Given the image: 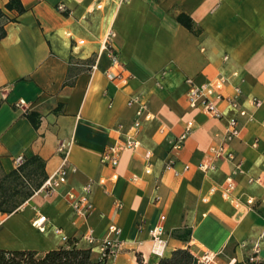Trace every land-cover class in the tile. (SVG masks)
Returning a JSON list of instances; mask_svg holds the SVG:
<instances>
[{"label": "crops", "instance_id": "0c3cea01", "mask_svg": "<svg viewBox=\"0 0 264 264\" xmlns=\"http://www.w3.org/2000/svg\"><path fill=\"white\" fill-rule=\"evenodd\" d=\"M7 1L0 8L15 19L0 39V164L8 172L17 157L36 154L48 176L61 163L56 147L63 142L69 171L51 195L35 192L0 214V249L43 253L65 246L64 235L80 239L89 230L97 239L111 237L108 227L115 225L119 251L106 264H156L176 248L197 257L230 249V264H249L252 256L264 264V0H21V14L7 10ZM180 13L197 33L177 21ZM109 29L126 82L107 75L116 70L101 48ZM219 75L229 78L224 95L240 88L246 115L230 143L235 160L202 171L198 165L211 161L210 148L238 113L225 100H217L219 118L190 107L186 79L201 85ZM134 96L151 114L136 135L140 146L123 150L114 167L102 164L101 151L134 119L136 105H127ZM252 98L260 103L251 105ZM26 111L39 114L36 128ZM187 122L192 131L172 148ZM87 184L92 210L81 219L64 193H81ZM38 214L46 216L44 231L31 223ZM160 216L162 256L151 251L149 234ZM91 251L97 259V247Z\"/></svg>", "mask_w": 264, "mask_h": 264}, {"label": "built area", "instance_id": "2783aa9c", "mask_svg": "<svg viewBox=\"0 0 264 264\" xmlns=\"http://www.w3.org/2000/svg\"><path fill=\"white\" fill-rule=\"evenodd\" d=\"M100 6V4L97 5V7ZM57 9L62 12L66 10L65 6L62 3L57 5ZM112 36V31L110 29L107 30L101 42V48L107 51V55L111 60V66L116 68L114 72H108L107 75L108 78L111 80L118 79L121 82H126L130 75L124 76L122 72L123 70L119 67L120 62L116 56V49L112 44ZM186 82L189 85L186 91V98L190 107L200 109L210 117L219 118L222 116V113L218 108L217 100H225L232 107L236 108L238 113V115L231 117L228 120L226 131L222 140L217 142L210 148L212 158L211 161L208 163H200L198 165V168H200L202 171L214 170L217 166V161L220 159L234 161L236 155L231 150L230 143L239 134V117L246 115L245 109H243L240 106V103L238 102V96L241 93L240 88L238 86L234 87L233 96L224 95L223 88L226 84H228L229 78L223 75H219L213 80L201 85L194 84L190 78H187ZM249 103L251 105H258L260 103V100L257 98H252L249 100ZM127 105H136L134 119L130 127L123 134L122 137H119L116 141L109 143L101 151L100 162L102 164L114 167L118 163L119 155L123 150L134 149L140 146V141L137 139L136 135L138 133L142 120L151 118V114L147 111L145 103L137 96L129 98L127 100ZM16 106L21 107L22 103H18ZM121 128L122 127L119 126L117 131H120ZM192 129V123L187 122L183 131L172 141V148H179L183 144L186 136L192 131ZM68 149L69 144L67 143L60 142L57 145L56 152L60 155L61 163L50 175L46 177V179L43 181V183L36 192L41 191L45 195H51L66 182L67 174L69 171V168L67 166ZM145 156L148 158L149 153H146ZM22 160L23 159L21 157H17L15 159L16 165L20 164ZM240 169L241 161H235L234 171H240ZM144 172H150L149 164L145 166ZM114 177L115 176H113V178ZM103 182L104 179L99 180V183ZM231 187V179L229 178L227 180V185L221 191L224 197H229V190L231 189ZM89 191L90 185L87 184L83 187L81 193H77L73 189H68L64 193L67 203L69 204L73 214L77 218L85 219L92 210V205L88 198ZM247 202L248 204H252V198L248 199ZM115 204L117 208L121 207L120 202L117 201ZM163 219L164 216H160L159 221L149 230L152 242L151 251L158 256H162L165 247V240L163 238L164 229L162 225ZM45 221L46 216L38 214L37 217L33 219L31 223L37 230L44 231ZM108 231L112 234L111 237L106 236L97 239L92 235L91 231L88 230L82 234L80 239H76V243L79 245L80 240H82L86 243V247L90 248L91 250H93L94 247H97L99 258L107 259L110 256L116 255L119 251L120 243L118 240V235L120 234L121 230L115 225H109ZM62 239L64 241H67L68 237L64 235ZM254 248L255 253V245ZM197 258L198 264H210V261L212 260L213 256L208 253H204L203 255ZM249 260L251 262L255 261L256 257L252 256L249 258Z\"/></svg>", "mask_w": 264, "mask_h": 264}, {"label": "trees", "instance_id": "16d2710c", "mask_svg": "<svg viewBox=\"0 0 264 264\" xmlns=\"http://www.w3.org/2000/svg\"><path fill=\"white\" fill-rule=\"evenodd\" d=\"M5 8L15 11L16 14L25 11L21 0H8ZM14 19L15 17H9L0 8V39L6 34L5 24ZM176 19L187 29L198 32L188 15L180 13ZM23 115L35 128L38 126L39 114L37 112L26 111ZM44 167V160L36 154L23 157L22 162L8 172L4 171L0 164V213L9 214L16 211L39 189L47 177ZM91 252L90 248L79 246L76 239L70 238L65 246L43 253L35 250L0 249V264H106V259L91 258ZM139 263L142 264L140 259ZM156 264H198V258L187 248H176L169 256L160 257Z\"/></svg>", "mask_w": 264, "mask_h": 264}, {"label": "rangeland", "instance_id": "374dc122", "mask_svg": "<svg viewBox=\"0 0 264 264\" xmlns=\"http://www.w3.org/2000/svg\"><path fill=\"white\" fill-rule=\"evenodd\" d=\"M0 101H2V98L0 97ZM234 251L233 250H224L221 254L216 255L212 258L210 261V264H230V257L233 256ZM247 262L250 263L251 261L247 258Z\"/></svg>", "mask_w": 264, "mask_h": 264}]
</instances>
